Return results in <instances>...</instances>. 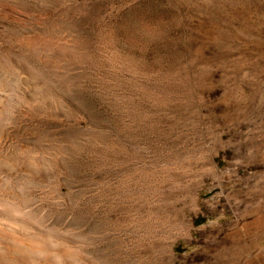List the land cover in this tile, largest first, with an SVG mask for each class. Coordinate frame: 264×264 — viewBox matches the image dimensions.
<instances>
[{
	"label": "rangeland",
	"instance_id": "1",
	"mask_svg": "<svg viewBox=\"0 0 264 264\" xmlns=\"http://www.w3.org/2000/svg\"><path fill=\"white\" fill-rule=\"evenodd\" d=\"M0 63V264H264V0H0Z\"/></svg>",
	"mask_w": 264,
	"mask_h": 264
},
{
	"label": "bare ground",
	"instance_id": "2",
	"mask_svg": "<svg viewBox=\"0 0 264 264\" xmlns=\"http://www.w3.org/2000/svg\"><path fill=\"white\" fill-rule=\"evenodd\" d=\"M10 59H11V58L9 57V60H10ZM10 62L12 63V59L10 60ZM6 63H7V61L4 63V65H5ZM0 64H1V63H0ZM2 64H3V63H2ZM7 64H8V63H7ZM7 64H6V65H7ZM8 66H10V65H8ZM13 66H14V65H13ZM2 67H3V66H2ZM3 68H4V67H3ZM5 69H6V67H5ZM10 69L12 70V68H10ZM10 69H9V67H8V70H7V71L9 72ZM2 70H4V69H2ZM10 72H11V71H10ZM6 74H7V73H6ZM6 74H5V75H6ZM5 75H4V76H5ZM12 75H13V74H12ZM11 77H12V76H11ZM0 78H2V73H1V77H0ZM9 78H10V77H9ZM37 78H38V77H37ZM2 79H3V78H2ZM10 79H11V78H10ZM41 81H42V80H41ZM2 82L4 83V80H2ZM42 82H43V81H42ZM3 83H2V84H3ZM0 86H1V85H0ZM51 89H52V88H51ZM11 212H12V211H11ZM11 212H10V213H11ZM13 214L15 215V213H13ZM14 215H13V216H14ZM5 216H6V220H5L3 217H1V218H3L4 221H7V223L9 224V226H10V225L13 226V225H16V224L19 223V222H17L16 220H12L11 217H10V219H11V220H10V219H7V215H5ZM18 216H19V215H18ZM21 219H25V218H21ZM1 220H2V219H1ZM20 222H21V221H20ZM23 222H25V221H23ZM22 225H23V224H22ZM22 225L20 224V226H22ZM26 226H27V225H26ZM14 227H15V226H14ZM23 228H24V227H23ZM4 248H5V247H4ZM3 251H4L3 253H4L6 256H8V255H10V254H13V253H11V252H13V251L11 250V246H6V249H4ZM7 262H8V261H7Z\"/></svg>",
	"mask_w": 264,
	"mask_h": 264
}]
</instances>
